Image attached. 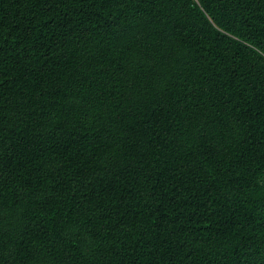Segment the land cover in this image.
I'll return each instance as SVG.
<instances>
[{"label": "trees", "instance_id": "1", "mask_svg": "<svg viewBox=\"0 0 264 264\" xmlns=\"http://www.w3.org/2000/svg\"><path fill=\"white\" fill-rule=\"evenodd\" d=\"M0 264H264V0H0Z\"/></svg>", "mask_w": 264, "mask_h": 264}]
</instances>
